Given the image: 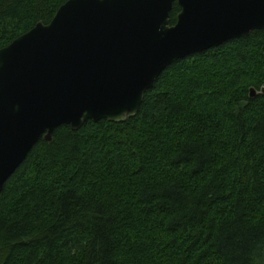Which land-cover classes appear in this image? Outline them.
I'll list each match as a JSON object with an SVG mask.
<instances>
[{
	"label": "trees",
	"instance_id": "1",
	"mask_svg": "<svg viewBox=\"0 0 264 264\" xmlns=\"http://www.w3.org/2000/svg\"><path fill=\"white\" fill-rule=\"evenodd\" d=\"M67 1L0 0V49ZM263 88L264 29L170 65L125 122L57 128L0 193V264H264Z\"/></svg>",
	"mask_w": 264,
	"mask_h": 264
},
{
	"label": "water",
	"instance_id": "2",
	"mask_svg": "<svg viewBox=\"0 0 264 264\" xmlns=\"http://www.w3.org/2000/svg\"><path fill=\"white\" fill-rule=\"evenodd\" d=\"M263 29L264 0L67 1L0 49V193L57 128L125 122L170 65Z\"/></svg>",
	"mask_w": 264,
	"mask_h": 264
}]
</instances>
